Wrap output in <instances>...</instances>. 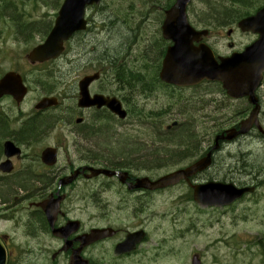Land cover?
<instances>
[{"label":"flooded vegetation","instance_id":"1","mask_svg":"<svg viewBox=\"0 0 264 264\" xmlns=\"http://www.w3.org/2000/svg\"><path fill=\"white\" fill-rule=\"evenodd\" d=\"M226 1L230 2V0ZM243 1L246 3V7L241 10L236 9L232 12L233 15L223 22H208L203 18L200 20L193 16L192 10H188L189 22L196 29L205 26L204 23L211 24L213 27H227L230 29V33L226 34L228 53L239 52L244 46L241 47L237 44L243 36H251V33L240 32L239 27H237L238 21L250 17L264 6V0ZM139 2L131 0L129 18L121 20L114 17L110 20L115 21L114 25H122V30L128 28L129 36L125 35L123 39L130 40L125 50L130 49L131 54L140 48L137 43L149 40L147 42L149 47L153 49L155 62L151 80H157L165 52L171 44L163 38L162 25L165 21L166 11L171 7L174 0H169L165 5H159L157 0H139ZM253 7L256 8L253 9ZM19 8L13 7L14 15L6 17L5 21L0 22L2 25L0 26V33L2 32L7 37H0V79L6 72L16 71L22 75L24 83L27 84L25 82L27 75L23 73L26 70L43 73L60 69L58 67L60 59L64 58L65 61L67 59L69 61L68 57L71 55L73 45L80 41L81 47L76 49L77 55L83 53L89 58L95 59L97 57V59L96 64L92 62V68L73 76L70 82L72 87L70 94L67 85L62 87V90L56 91L53 87L39 81L33 82L35 87L32 88L28 82V93L32 90H39L40 94L33 100V105L27 111L22 108L25 100L18 103L9 95L3 94L0 97V243L6 252L5 264H140L143 258L149 262L150 259L146 256V243L149 239L148 228L144 223L145 219L141 217L145 206L138 205L137 207L136 201H138V194L147 196L150 192L155 191H148L139 187L130 189L128 185L134 184L137 178L150 177L151 174L146 175L144 173L145 166L142 164L137 167L135 164L132 165L133 160H116L121 162L110 164L103 153L97 152L90 135L92 132L93 134L99 132L101 128L110 130L111 119L123 123L131 117L132 109L128 106L131 98L129 93L132 95L133 90L138 91L139 82L137 84L134 82L138 81L139 70L135 72L134 69H127L122 66L121 62V64L115 63V60L107 62L108 67H106L105 62L98 56L102 57V54L108 53L107 50H109L107 55L119 57V49L124 48V46L119 44L115 48L110 47V45L100 48L98 45L94 46L95 43L92 44L88 41V35L98 36L93 28L96 23L91 21L88 13H86L85 20L86 27L82 31L73 32L69 40L64 42L65 52L62 56L47 62H32L27 58L28 54L45 40L47 32L54 24L51 19L55 18L57 12L54 11L51 14L50 20L44 21V18H31L32 9L27 6L21 8L27 13H17ZM94 8L99 9L101 5L87 7L86 10L88 12ZM133 13L140 14L144 19L143 31L141 27H136L137 20L133 18ZM25 15L30 18H23ZM130 19L135 24L131 28L128 26L132 23ZM101 27L102 24L100 29ZM112 28L110 26L107 30H112ZM147 28L149 33L146 31ZM37 29H39L38 32ZM215 33L223 37L222 33L213 32L210 29L209 34L203 37L202 41L208 43L216 54H220L217 52L219 40L216 38L209 40ZM36 35L39 38H36L26 50L21 48L20 45L24 40ZM254 36L258 37L259 34ZM96 42L103 43L102 40L98 39ZM131 43L136 47L133 48ZM8 46L14 49L12 55H16V59H20L13 65H8L5 61L9 55ZM98 51V54L93 55ZM67 66L70 67L71 64ZM109 69L111 73L118 70L117 74L108 73ZM97 72L99 78L90 82L88 85L89 93L91 96L103 94L108 97H116L126 110L127 118L118 119L106 107L90 106L83 108L78 106L79 81L85 76ZM141 74L143 77L148 75ZM124 79L132 82L129 93L123 89ZM109 83L115 84L116 92L107 90ZM121 91L125 93L119 94L118 92ZM255 94L259 101L258 122L262 129H258L254 125L242 136L234 138L232 143L247 139L250 135L256 137V141L259 138L264 139V122L262 121L264 119L263 83ZM50 96L56 99L52 101L50 106L35 108L41 99ZM67 100L71 103H67ZM236 100H242V108L236 111V115L229 118L228 123H230L229 126H233L238 131L242 120L250 114L253 106L249 104L246 97ZM134 107L137 108L138 106L134 104ZM164 112L165 109H161L155 114L161 117ZM235 116L237 120L234 121ZM156 120L155 126L160 128L159 118ZM176 121L174 126L180 127L181 122ZM140 124L142 123H123L120 125L124 126L123 133L127 135L126 127L137 129L141 128L138 126ZM227 128H222L220 131ZM140 134L137 131L135 135L131 134L130 136L134 137ZM156 137L162 139L159 131ZM136 140L140 141L139 139ZM140 142L143 144V141ZM226 145H229L228 142L222 143V146ZM208 147L209 144L205 150L199 151L196 155L189 153L187 157H182L178 154L172 159L174 165L166 172L184 168V166L195 162L197 158L207 154ZM136 157L133 158L136 159ZM91 167L119 172L112 175L105 173L89 175ZM166 172L161 169L157 175L160 176ZM258 178H254L255 181H250L255 191L264 188V178ZM180 184L185 183L181 182ZM111 193L119 200V204H112L113 201L102 198L104 194ZM85 194L90 195L88 199H85ZM133 195H136V201L133 199ZM128 196L132 202H126ZM97 201L100 204H94ZM177 202L185 203V206L193 204L189 198ZM46 206L51 208L50 211L45 210ZM139 230H143L144 236L139 243H133L128 236L130 233ZM176 239L177 236L173 239L164 238L161 240V246L168 248L162 257H168L171 253L173 255L174 250L169 247V244ZM192 258L193 255L182 264H191Z\"/></svg>","mask_w":264,"mask_h":264},{"label":"rangeland","instance_id":"2","mask_svg":"<svg viewBox=\"0 0 264 264\" xmlns=\"http://www.w3.org/2000/svg\"><path fill=\"white\" fill-rule=\"evenodd\" d=\"M12 1L15 2V7L27 6L32 9L31 18H44L45 20H50L52 18L51 14L54 12V7L62 0ZM134 1L140 3L139 0ZM157 1L159 5H165L169 0ZM206 1L212 3L210 7L207 5L208 2L206 3ZM5 2L7 1L4 0L3 3L2 0H0V8L4 9L7 17H11V15H13L12 8L4 7ZM226 3L229 2L226 0H193V16L202 20V18H205L202 13L205 11L208 13L209 9L215 5H225ZM130 4L131 0H103L101 8L90 9L88 14L91 21L96 23V25H93V28L98 33V36L94 37L88 35L89 37L87 40L92 44L95 43L94 46L98 45L100 48L107 47L108 45L115 48L118 47L119 44H122L124 48L119 49V57L107 55L109 54V50H107L108 53L102 54L103 58L100 55L98 57L105 62L106 67H108L107 62L115 60V63L122 62V66L127 69H134L135 72L139 70L138 81L134 83L137 84L139 82L140 85V82L144 80V78L151 80L152 73L155 69L153 49L149 47V43L147 42L149 40L137 43L140 45V48H137L133 54H131L130 49L123 51L130 42V40L123 39L125 35L129 36L128 28L122 30V25H114L115 21L110 20L114 19V17L120 18L121 20L129 18ZM245 7L246 3H244L243 0H237L235 4L229 3L228 10L234 12L236 9L241 10ZM109 9L111 11H109ZM133 14L136 19L138 17L142 19L140 14ZM131 21L132 23L130 25L126 24L130 28L135 25L133 20ZM101 24L102 27L105 25V30H103L102 27L100 29ZM109 26L113 28L108 31L107 27ZM146 31L147 33L150 32L149 29ZM3 38H7L6 35ZM36 38L38 39L39 37L36 35L24 40L20 45L21 48L26 50ZM251 38L250 36H243L242 40L237 45L241 46L244 43H249ZM97 39L102 40L103 43L100 44L96 42ZM218 40L222 41V43L218 42L220 52H227L228 48L225 40ZM80 44L81 41L73 45L71 55L68 57L70 59L69 61L68 59L65 61L64 58L60 59L58 63L60 69L54 70L47 86H51L57 91L62 90V87L67 85L70 94L72 93L70 82L73 76L84 73L92 68V62L96 64L97 57L92 59L83 53L79 56L77 55L76 49H80ZM132 47L135 48L136 46L132 44ZM11 48V46H8L9 55L7 56L8 58H5L8 65H13L20 60L16 59V55H12L14 54V49ZM98 53L99 51L93 55ZM70 64L71 66L68 67L67 65ZM108 73H111L110 69ZM141 73L148 75H146L147 77H143ZM29 76L32 75L29 74ZM124 80L125 83L122 84L124 85L123 89L128 92L130 91L132 82L128 79ZM156 83L157 82H155V84ZM156 85L157 90L154 89V92L151 94L152 96L148 95L147 92L143 94L141 89L138 90L139 92L133 90L134 92L132 95L128 92L131 97L128 103L129 108L132 109L130 112L131 117L123 123H142L138 125L141 128L133 129L128 126L125 131L127 135H125L123 133L124 126L122 127L120 125L123 123H120L116 119H111L109 123L111 129L100 137V139L106 137L109 142L105 143L100 141V139L94 140L96 144L99 145L96 149L102 151L106 157H114L121 154V151L124 150L125 147H128L125 146L126 140H131L132 143L138 144L136 146H139L140 150L138 149L136 151L137 153L134 157H137L132 161V165L135 164L137 167L142 164L145 166L144 173L146 175H157L161 169L166 172L174 165L172 164V159L177 155L172 157L170 153L163 155V152L164 149L169 148V146L170 149L173 147V149H175L177 146L174 144L170 145L166 141L156 137L159 130L160 133H163L161 129L164 131V125L170 124L174 119L181 122L182 126L180 128L184 125H188L192 130L190 136L192 139H196L195 143L191 144V147L194 149V152L198 154L199 151L206 149L205 147L210 143L209 139L211 135L220 128L219 126L230 125V123H228V118H230L229 115L231 111L229 112L228 109L233 110L234 108L236 113V110L243 104L242 100L230 102L231 100H227L217 86L208 85L207 83L193 89L181 91V93L176 90H166L158 83ZM107 90L109 92H116L115 84L109 83ZM169 92L174 94L171 95ZM118 93L122 94L125 92L121 91ZM28 96L26 102L30 106L34 98L31 99L32 96ZM175 100L177 103L174 102ZM66 102L69 104L71 103L69 100ZM134 104L138 107L135 108ZM226 107H228V109ZM161 109H165V112L164 115L159 117L155 112ZM158 118L160 126L162 125L160 128L155 126L156 119ZM233 120H237L236 116ZM262 121L264 122V119ZM116 130L119 134L116 133ZM137 131L141 133L139 136H130L131 134L135 135ZM194 132H196V134ZM207 136L209 139H206ZM183 138L184 137H176L175 139L182 140ZM203 138L205 139L202 140ZM255 138L256 137L249 136L247 139H243L240 142H234L228 146L222 147V150L215 154L212 166L207 171H204V173H200L193 181L200 182L213 179L220 182H234L241 185L245 184V182L255 181L254 178L256 177H259L258 179H263L264 139L259 138V140L256 141ZM136 139L143 141V144ZM185 146L184 148L180 146L178 149L184 151L186 148ZM129 149L130 148H128V150ZM189 191L191 193V189L187 185L178 184L177 186H173V188L151 192L147 194V196L138 194V201L135 200L138 203L136 206H145L141 217L145 219L144 223L148 228L149 239L146 243V256L150 259L148 262L143 258L140 264H175L176 259H179L178 263L180 264L188 260V256L191 258L192 255L195 254L193 250L203 258V264H264V188L260 189L256 194L246 196L244 200L238 202L229 209L221 210L220 208H210L208 209L209 211L202 214L192 208V210L188 211L190 206L186 207L185 203L177 202L185 199ZM102 198L113 201L114 203L112 204H119V200H117L113 193L104 194ZM126 202H132L129 196L126 197ZM94 204H100V202L97 201L94 202ZM197 208L203 210L199 205ZM136 213L138 212L136 211ZM188 226H191V228H188ZM202 226L205 227L203 228ZM175 236H177V239L175 241L172 240L169 244V247L174 250L173 255L171 253L168 257H162L168 248L161 246V240L164 238L173 239ZM214 241H221V244L214 248L212 246L207 251V245H212ZM211 249L212 251H210ZM191 251L192 253H190ZM150 255H152L151 258Z\"/></svg>","mask_w":264,"mask_h":264},{"label":"water","instance_id":"3","mask_svg":"<svg viewBox=\"0 0 264 264\" xmlns=\"http://www.w3.org/2000/svg\"><path fill=\"white\" fill-rule=\"evenodd\" d=\"M100 0H64V4L60 8L59 16L55 20V27L48 34L45 43L40 46L43 52L42 56L55 57L62 49L61 43L66 39L72 30L83 27V8L87 4L98 3ZM189 0H177L169 11H167L166 23L163 31L168 38L172 39L175 44L168 49L167 57L164 60V69L161 73V78L167 82H172L177 85H193L199 81L207 78L213 81H220L222 87L227 91V94L239 98L241 96H248V99L253 103V91L257 87L261 79V72L264 69V8L261 12L257 13L256 17L244 20L241 26L245 29L252 28L253 31H258L262 27L263 34L261 39L257 40L250 47L245 49L244 53L221 59L220 63H216L213 59L212 53L209 50L203 49L194 50L192 47L193 40H197L200 36L194 29L188 25L187 18L185 17V5ZM257 26V27H256ZM36 53V51L34 52ZM39 54V53H37ZM87 80L80 83L79 100L80 106L86 105H107L113 112L123 118L124 112L121 111L120 104L113 102V99H104L102 96L91 98L88 93ZM256 109L245 122L246 124L240 131L243 133L255 121ZM235 133L228 136L231 139ZM222 135L216 139V142ZM217 144L213 147L215 148ZM209 160V154L206 158L198 160L195 164L183 169L175 171L169 175L161 177V179L151 182L148 179L139 180L136 186L144 187L147 189L161 188L168 184H173L182 178L194 174L197 170L205 168ZM95 172H104L112 175L117 172H109L106 170H97ZM122 179V178H121ZM245 189H238L233 184H225L209 181L205 184H198L194 186V198L202 205H219L229 204L234 199L243 195ZM50 207L46 206L45 210L50 211ZM137 236L136 242L139 240ZM5 263V252L0 246V264Z\"/></svg>","mask_w":264,"mask_h":264},{"label":"trees","instance_id":"4","mask_svg":"<svg viewBox=\"0 0 264 264\" xmlns=\"http://www.w3.org/2000/svg\"><path fill=\"white\" fill-rule=\"evenodd\" d=\"M7 2H5L4 7L10 8V7H15V2L11 1V0H5ZM235 3L237 2V0H232ZM2 2L4 3V0H2ZM208 2V1H207ZM206 2V3H207ZM210 4L212 3H207V5L210 7ZM3 5V4H2ZM233 11H229L228 9H223V7L221 5H215L212 8L209 9V12L207 13L206 11L203 14V16L205 17L204 19L208 22H223L226 19H228L230 16L233 15L232 13ZM182 126V125H181ZM180 126V127H181ZM186 126V127H185ZM177 128V132L176 130H171L169 131V133L167 132L165 135H161L162 140L166 141L168 144L172 145H176L177 147H175V149H170L169 148H165L163 155L170 153L172 155V157H174L175 155H180V156H187L189 155L190 152H193L194 149L191 147V144H194L196 139H192V137L190 136V133H192L191 128L188 127V125H184L182 128ZM109 130L108 129H103L101 128L99 130V132H96L93 134V132L90 134L91 138L93 141V144L95 146V148L99 147L98 144H96V142L94 141L95 139H100L101 135L104 134L105 132L107 133ZM196 134V132H194ZM154 134V132H153ZM176 137H184L182 140H177L175 139ZM126 140V139H125ZM100 141L108 143L109 141L107 140L106 137H104L103 139H100ZM188 143V144H186ZM182 144V145H181ZM138 144L132 143L131 140H126L125 147L124 150L121 151V154H119L118 156H112V157H106V159L109 161L110 164H113V162L115 164H118L121 161H116V160H134L135 158H133L135 156V154L137 153L136 151L140 148L139 146H136ZM186 145V146H185ZM136 146V147H134ZM183 146L182 148H184V146L186 147L184 149V151H181L180 149H178V147ZM115 147V146H114ZM128 148H130L128 150ZM97 152L102 153V151H98V149H96ZM140 150V149H139ZM174 154V155H173ZM170 155V156H171ZM123 162V161H122Z\"/></svg>","mask_w":264,"mask_h":264},{"label":"bare ground","instance_id":"5","mask_svg":"<svg viewBox=\"0 0 264 264\" xmlns=\"http://www.w3.org/2000/svg\"><path fill=\"white\" fill-rule=\"evenodd\" d=\"M229 3H231V4H235V2H233L232 0H230V2ZM229 3H226L225 5H221L222 7H223V9H228L229 8ZM109 11H111L110 9H109ZM135 20H137V23H139V24H137L136 23V27H141V30H142V28H143V20L144 19H140L139 17L136 19L135 17H133ZM19 25H20V23H19ZM26 25V24H25ZM22 26H24V25H22ZM30 26V25H29ZM32 26V25H31ZM20 27V26H19ZM19 27H18V30H19ZM104 27H105V25L102 27V29L103 30H105L104 29ZM110 27V26H109ZM17 28V27H16ZM24 28V27H23ZM37 28H38V26H37ZM108 28V27H107ZM20 29H22V28H20ZM38 30L39 29H37V32H38ZM22 30H20V32H21ZM30 31H32V29H30ZM42 32V31H41ZM22 33V32H21ZM26 33V32H25ZM24 33V34H25ZM30 33H34V32H30ZM29 36V35H28ZM123 51H126V50H123ZM119 54H120V52H119ZM156 80V79H155ZM155 80H149V81H144V80H142L141 82H140V85H139V88H138V90L139 89H141L142 91H143V94H145V92H147L148 93V95H151L153 92H154V89L155 90H157V83L155 84ZM154 95V94H153ZM152 96V95H151ZM155 96V95H154ZM157 97V96H156ZM159 97V96H158ZM151 98V97H150ZM159 99V98H158ZM161 99V98H160ZM162 99H164V98H162ZM176 99V98H175ZM179 99V98H178ZM155 100H157V99H155ZM166 100H167V98H166ZM181 100V99H180ZM170 101V100H169ZM158 102V101H157ZM172 102H173V100H172ZM174 102H176V100L174 101ZM180 102H182V101H180ZM177 103V102H176ZM179 103V102H178ZM163 104V103H162ZM168 104H169V102H168ZM170 105V104H169ZM168 105V106H169ZM228 106V105H227ZM227 109H228V107H226ZM228 111L230 112L231 111V113H230V117H232V115L234 116V115H236V113H235V111H234V108H233V110H229L228 109ZM220 117H223V116H220ZM219 117V118H220ZM127 118V117H126ZM218 118V119H219ZM229 119V118H228ZM218 121V120H217ZM171 123V122H170ZM162 126V125H161ZM173 127V126H172ZM164 128V127H163ZM257 128V127H256ZM259 129V128H258ZM251 130V129H250ZM160 131V130H159ZM169 133V132H168ZM163 136V135H162ZM224 142V141H223ZM229 144V143H228Z\"/></svg>","mask_w":264,"mask_h":264}]
</instances>
